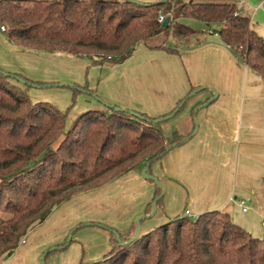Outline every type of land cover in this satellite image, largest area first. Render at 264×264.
I'll return each mask as SVG.
<instances>
[{
    "label": "trees",
    "instance_id": "1",
    "mask_svg": "<svg viewBox=\"0 0 264 264\" xmlns=\"http://www.w3.org/2000/svg\"><path fill=\"white\" fill-rule=\"evenodd\" d=\"M237 12L235 0H0V28H6L7 40L22 51L60 53L106 66L130 58L140 43L149 50L178 54L204 33L178 22L193 19L218 26L208 33L217 34L264 79V36ZM160 16L170 18L166 28ZM29 88L54 85L0 69V261L14 254L59 205L147 164L150 174L154 162L191 137L173 131L168 138L161 128L165 121H154L178 107L173 116L179 113L194 90L159 118L106 103L105 113L88 110L66 129L77 93L94 99L96 92L72 89V104L62 112L49 103L33 104ZM162 192L156 186L145 215L151 214L154 201L156 211L161 208ZM100 228L109 232L111 251L93 264H264V238L252 236L221 211L174 219L133 242L135 225L123 237L110 227ZM67 248L65 241L46 257Z\"/></svg>",
    "mask_w": 264,
    "mask_h": 264
},
{
    "label": "crops",
    "instance_id": "2",
    "mask_svg": "<svg viewBox=\"0 0 264 264\" xmlns=\"http://www.w3.org/2000/svg\"><path fill=\"white\" fill-rule=\"evenodd\" d=\"M235 4L238 13L250 20L251 28L264 36V0H235ZM61 62L78 65L83 59L22 51L0 31L3 71L36 82L39 80L35 79H49L40 77L54 72ZM78 66L83 69L89 64ZM90 70L95 72L91 74L95 82L88 89L96 92L101 102L87 95L78 96L80 109L71 116L75 117L71 124L88 110H105L102 102L159 118L173 111L192 90L200 89L201 95H190L181 111L171 118L184 112L179 121L170 124L169 119L162 124L168 138L173 131L182 137L192 134L194 119L197 129L184 144L151 165L150 175L164 186L161 208L152 217L145 215L156 185L140 177L144 169L140 167L99 188L100 200H91L83 208L89 214L88 218L83 217L85 221L126 235L134 227L136 217L146 216L140 222L139 235H143L176 217H184L185 211L192 217L221 211L252 236L264 238V79L260 75L245 66L217 34L199 36L188 47H181L178 54L149 50L140 43L124 62ZM87 77L89 82L90 75ZM65 96L72 99L69 93ZM71 124H66V129ZM95 191L74 196L56 207L0 264H41V258L48 264H67L69 247L59 254L46 257V253L64 244L66 234L84 221L74 218L77 216H72L73 209L68 211L65 206ZM88 237L96 242V249L86 260L104 258L111 251L108 233L93 228L76 236L74 253H80L79 245Z\"/></svg>",
    "mask_w": 264,
    "mask_h": 264
},
{
    "label": "rangeland",
    "instance_id": "3",
    "mask_svg": "<svg viewBox=\"0 0 264 264\" xmlns=\"http://www.w3.org/2000/svg\"><path fill=\"white\" fill-rule=\"evenodd\" d=\"M134 1L137 2V3H141V2H138L136 0H134ZM178 22L182 23V24H185V25H187V26H189V27H191L194 30L199 31V32L204 30V33H200L198 35V37L199 36H210L211 34L208 33V30H210V29L211 30H218L219 29L218 26L207 27L205 24H203V23H201L199 21L193 20V19L181 18V19L178 20ZM159 41H160V39L159 40L158 39L154 40V42H159ZM171 42H173V41L171 39H169L168 43H171ZM50 55H54V56L60 57V58L61 57L68 58V59L72 58V57H69L67 55L60 54V53H55V54H50ZM73 59H79V60L83 59V62L89 64V67L86 68V67L83 66V69H82V66L81 67L78 66L79 64H84L83 62L78 63V65L77 64H73V63H68V62L67 63L61 62L60 66H55V68L53 69L54 72L50 71L51 73H46V75L42 74L41 75L42 77H40V78H49V79H35V80H39V81H36L38 83L53 84L54 88H43V89L29 88L27 90V93H29V98H30L31 102L49 103V104L55 106L57 109L67 110L70 107V105L72 104V99H70V97H66L65 93H69L70 95H73L74 90L78 91L77 89L79 87L82 86V87H85V88H89V85L92 84L93 82H95V81H93V79L91 77V74L94 75L95 72L90 70V67L93 68V67H100V66L92 65L91 61L89 59H85V58H73ZM88 74L90 75V78H91L89 80V82H88V77H87ZM29 81H33V79H31V80L29 79ZM51 82H54V83H51ZM57 82H61L58 85L64 84L65 86H68V87H66V88L65 87L64 88L63 87H57ZM13 84H14V82H13ZM78 84H82V85L80 86ZM15 85H17V84H15ZM71 86H72V89H74V90H72L70 88ZM18 87L21 88L22 90L26 89L24 86H21V85H19ZM81 95H85V94L81 93V92L77 93L75 102H74L73 106L71 107V109L69 110L70 114L67 116V119H66V124L67 125L71 124V122L73 120L72 118H75V117H71V116L76 114V112H78V110L80 109V104L77 101V97L81 96ZM96 95L99 96L98 94H96ZM200 95H201V93L196 94L197 98ZM194 98L195 97H193L191 100H193ZM98 99H100V97H98ZM191 100H190L189 104L191 103ZM101 112L105 113L106 109L101 111ZM183 113L184 112L180 113L177 116V118L171 119L167 123H170V124L176 123V121H179V119L182 116H184ZM81 114H83V113H81ZM194 122H195V125H196L195 119H194ZM142 171L140 173V177L143 179ZM98 191H101V190L97 189L92 194H90V195H88L86 197L83 196V198H81L82 200H80L79 202L75 201L73 204L72 203L68 204L67 206H65V209L68 210V211H70V209H73V211H71V212H75V213H73L72 216H74V215L77 216V217H74V218H83V217L84 218L85 217L88 218L89 214H87L86 208L85 209H83V208L86 206V203L91 202V200H98V201L100 200L101 195H100V192H98ZM75 204H77V205L74 208L73 205H75ZM62 209H64V208H62ZM138 217H140V216H138ZM138 217H136L134 219V221H133L134 225H135V232H136V223L135 222L138 219ZM177 218H180V217H176L174 219H177ZM85 220L86 219H84V221H82V224H81V225H84L85 227L80 228L78 231L75 232V230L79 227L77 225L74 228L72 227L73 229H71L66 234V239L65 240H66V243L68 244V247H69L66 250V252H69L68 256L70 257L69 260H67V264H93L96 261L103 259V256H102V257H99L98 259H95V260H92V261L91 260L90 261L86 260V258L89 255H92L93 253H95L94 251L96 249V245H95L96 242L91 240L90 237H88V241H86L84 244H80L79 245L80 246V249H79L80 253L79 254L74 253V246H75L74 244H76L75 239H76V236L78 234H80L83 231H91V229H93V228H96V229L99 228V230L102 229V228H100V227H102L101 224L89 223V221H85ZM93 224H95V225H97L99 227L89 226V225H93ZM102 230L104 231V233H108V235H109L108 231H106L105 229H102ZM118 233H120V232H118ZM120 234L122 235V237L124 236L123 233H120ZM263 235H264V233L262 234V236ZM71 238L73 239V241L69 243ZM42 259L43 258H41V260ZM46 263L48 264L47 261L41 262V264H46Z\"/></svg>",
    "mask_w": 264,
    "mask_h": 264
},
{
    "label": "water",
    "instance_id": "4",
    "mask_svg": "<svg viewBox=\"0 0 264 264\" xmlns=\"http://www.w3.org/2000/svg\"><path fill=\"white\" fill-rule=\"evenodd\" d=\"M133 3H137V2H135L134 0H131ZM169 22H170V18L168 17V18H166L163 22H162V27L163 28H166L168 25H169ZM63 86H65L64 84H60V85H57V87H63ZM201 90L200 89H198V90H195L192 94H191V96L192 95H195V94H197L198 92H200ZM216 96H214V98H215ZM94 99H96L97 101H99V102H101L100 101V99H98V98H94ZM102 104L104 105V106H106L107 104L106 103H104V102H102ZM180 107H178L171 115H169V116H167V117H165V118H162V119H159V120H156V121H154L155 123H158V122H161V121H167V120H169V119H171L172 117H173V115L178 111V109H179ZM118 110V109H117ZM196 129H197V124L195 125V129H194V131H193V133L192 134H194V132H196ZM191 134V135H192ZM150 167V164H147L145 167H144V169H143V171H142V177H143V179H145V180H147V181H151V182H153L156 186H159V187H161V188H163L164 186H163V184L157 179V178H155V177H153V176H151L150 174H148V168ZM162 195H163V192H162ZM156 202L157 201H154L153 202V204H152V212H151V214L149 215V217H152L154 214H155V212H156ZM145 218H147L146 216H140V217H138V219L136 220V232H135V234H134V236L131 238V240L129 241V242H133L134 240H136L137 238H138V236H139V233H140V222H141V220H143V219H145ZM115 237H116V239L119 241L120 239H119V236L115 233ZM123 245H125L126 243H122ZM42 262H44V259H42Z\"/></svg>",
    "mask_w": 264,
    "mask_h": 264
},
{
    "label": "built area",
    "instance_id": "5",
    "mask_svg": "<svg viewBox=\"0 0 264 264\" xmlns=\"http://www.w3.org/2000/svg\"><path fill=\"white\" fill-rule=\"evenodd\" d=\"M238 13V12H237ZM239 14V13H238ZM158 21L160 22V23H162L163 21H164V17H159V19H158ZM0 31L1 32H6V28L5 27H1L0 28ZM209 34H211V33H209ZM213 35H216V34H213ZM243 211H245V209H243ZM185 216H187V217H192V215H190V213H189V211H185ZM193 218V217H192ZM261 227L264 229V221L261 223Z\"/></svg>",
    "mask_w": 264,
    "mask_h": 264
}]
</instances>
